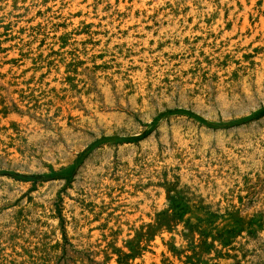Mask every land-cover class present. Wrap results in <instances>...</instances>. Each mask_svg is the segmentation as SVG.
Masks as SVG:
<instances>
[{
  "label": "rangeland",
  "instance_id": "374dc122",
  "mask_svg": "<svg viewBox=\"0 0 264 264\" xmlns=\"http://www.w3.org/2000/svg\"><path fill=\"white\" fill-rule=\"evenodd\" d=\"M246 3L0 0V264H264Z\"/></svg>",
  "mask_w": 264,
  "mask_h": 264
},
{
  "label": "bare ground",
  "instance_id": "6f19581e",
  "mask_svg": "<svg viewBox=\"0 0 264 264\" xmlns=\"http://www.w3.org/2000/svg\"><path fill=\"white\" fill-rule=\"evenodd\" d=\"M75 1V0H74ZM111 2V1H110ZM69 3H71V2H69ZM75 3V2H74ZM241 3H242V5L246 8V9H248L249 8V6L247 5V3H246V0H241ZM77 4V3H76ZM122 4V3H121ZM113 5V4H112ZM115 5V4H114ZM123 5V4H122ZM71 6V5H70ZM119 7V6H118ZM71 8V7H70ZM78 8V7H77ZM80 8V7H79ZM250 8H251V6H250ZM84 9V8H83ZM80 10V9H79ZM85 11V10H84ZM246 19V18H245Z\"/></svg>",
  "mask_w": 264,
  "mask_h": 264
}]
</instances>
